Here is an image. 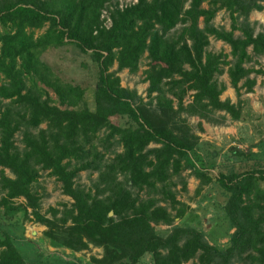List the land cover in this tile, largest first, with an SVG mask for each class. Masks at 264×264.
<instances>
[{
    "label": "trees",
    "instance_id": "obj_1",
    "mask_svg": "<svg viewBox=\"0 0 264 264\" xmlns=\"http://www.w3.org/2000/svg\"><path fill=\"white\" fill-rule=\"evenodd\" d=\"M263 3L135 0L118 6L116 0H0L3 212L18 211L13 213L14 223L29 217L44 224L42 233L53 244L71 250L89 243L99 246L100 255L90 256L94 264H134L144 254L151 264H183L191 257L197 264H264L260 183L264 185V163L219 171L217 176L194 167L190 152L194 153L199 135L181 115L185 111L219 122L224 115L216 119L211 114L223 110L233 119L240 117L239 102L220 99L223 84L214 79L226 62L225 54L205 45L209 35L229 44L232 58L226 72L237 91L238 80L250 70L243 65L250 57L247 46L253 54L264 52V23L254 32L247 20L248 12L262 9ZM103 7L108 10V26L100 17ZM222 7L229 12V29L210 21ZM177 22L182 23L180 31L167 37ZM233 29L240 34L234 35ZM61 44L88 51L94 62L93 108L83 104L80 83L59 78L41 58L45 48ZM144 52L145 99L135 88L121 85L116 74L122 68L135 71ZM188 91L190 99L184 104ZM200 128L198 121L195 129ZM17 132L20 146L15 142ZM4 168L13 175L5 174ZM184 168H190L199 185L214 179L226 191L223 209L233 229L225 247L210 243L195 227L174 224L163 231L154 227L171 224L188 207L170 188L171 177ZM40 169L53 175L61 192L71 198L61 207L48 206V216L39 210V194L31 187ZM83 169L96 173L88 186L75 181ZM19 196L24 203L13 202ZM59 255L66 260L64 253ZM31 262L17 249L12 235L3 231L0 264Z\"/></svg>",
    "mask_w": 264,
    "mask_h": 264
},
{
    "label": "rangeland",
    "instance_id": "obj_2",
    "mask_svg": "<svg viewBox=\"0 0 264 264\" xmlns=\"http://www.w3.org/2000/svg\"><path fill=\"white\" fill-rule=\"evenodd\" d=\"M111 1L114 2L115 0ZM116 1L119 5V0ZM107 11L106 7L101 9L100 17L104 18L103 22H106ZM247 20L253 24L254 32L262 30L264 6L262 9H251L248 12ZM210 21L212 25L218 28H230L229 12L223 7L215 11ZM198 23L202 25L201 18H199ZM181 25V22H177L168 30L166 36L174 38L180 31ZM232 32L234 35L240 34L239 29H233ZM205 49L214 52L221 51L225 54L224 59L226 62L221 63V71L214 74L215 81L223 84L219 98H229L232 102L238 101L241 113L239 118L233 119L223 110H216L211 114L213 118L219 119L220 114H223L224 117L219 122H213L204 120L195 114L181 111V115L185 117V120L199 135V142L196 149L193 150L194 153L190 152L194 167L217 176L219 171H241L258 163H264V52L253 54L250 45L247 46L250 57L243 65L250 68V70L238 80L237 84L239 86L236 91L230 85L226 72V67L232 58L229 44L215 38L213 35H209ZM87 52H81L73 44H61L55 47L48 46L40 53V56L50 65L59 78L80 83L84 88L83 104L88 108H93L92 95L96 66ZM146 63L147 58L144 52L140 56L135 71L122 68L116 72L119 76V83L123 86L135 88L143 99L146 98L145 87L147 81L143 80ZM114 67L115 63L111 65L110 69ZM188 93L189 91L183 97L184 104L190 99ZM168 95L171 96V94ZM49 97L50 101L54 102L52 99L54 95L51 92ZM175 103L176 101L173 99V104L175 105ZM198 121L201 128L195 129ZM40 125L43 126L44 124L41 123ZM15 142L19 146L21 145L18 132L15 133ZM154 144L149 143V145ZM114 148L119 150L120 146L115 145ZM109 154L112 155V153ZM38 172L39 174L36 180L32 182L31 187L39 194V210L48 216V206L61 207V202H68L71 198L61 192L60 182L53 175L48 174L47 170L40 169ZM4 173L8 176L13 175L7 168H4ZM95 174V171L79 170L75 176V181L88 186ZM171 180L174 181V184H170V188L174 191L176 198L185 202L188 207L180 217H175L171 224H153L157 231H163L174 224L187 225L201 231L210 243L219 248L225 247L229 243L230 233L233 229L223 209L227 195L226 191L214 179L199 185L198 178L190 168L182 169L180 174L173 175ZM182 181L184 182V188L181 187ZM260 183L264 186L262 182ZM140 194L145 195L143 191H140ZM13 202L24 203V199L19 196L13 198ZM159 203L168 206L167 201H159ZM3 210L0 206V235L3 234V231L11 234L15 246L27 260L32 261L31 264H71L65 262L66 260H70L73 264H94L90 260V256H99L101 253L99 246L90 243L86 248L79 250H71L53 244L42 233L45 228L44 224L29 219V217L23 218L20 223H14L12 221L13 213L18 214V211L5 210L3 212ZM171 212H173V209H171ZM59 253H64L66 256L63 257L66 260H63ZM39 257L42 259L41 261ZM134 264H151V260L148 254H144ZM183 264H197V261L195 257H191Z\"/></svg>",
    "mask_w": 264,
    "mask_h": 264
},
{
    "label": "built area",
    "instance_id": "obj_3",
    "mask_svg": "<svg viewBox=\"0 0 264 264\" xmlns=\"http://www.w3.org/2000/svg\"><path fill=\"white\" fill-rule=\"evenodd\" d=\"M134 1H135V0H119V5H118V6H123V5H125V4H127V3H129V2H134ZM103 11H104V10H103ZM109 23H110V19H109L108 14H107V15H106V22L104 21L103 24H104L105 26H108Z\"/></svg>",
    "mask_w": 264,
    "mask_h": 264
},
{
    "label": "water",
    "instance_id": "obj_4",
    "mask_svg": "<svg viewBox=\"0 0 264 264\" xmlns=\"http://www.w3.org/2000/svg\"><path fill=\"white\" fill-rule=\"evenodd\" d=\"M110 213H111V210L108 211V214H110Z\"/></svg>",
    "mask_w": 264,
    "mask_h": 264
}]
</instances>
